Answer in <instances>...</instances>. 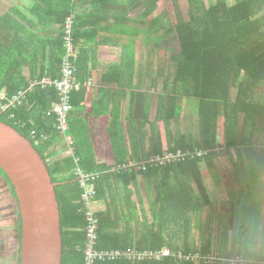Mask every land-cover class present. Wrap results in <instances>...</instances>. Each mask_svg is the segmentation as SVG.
<instances>
[{
    "label": "crops",
    "instance_id": "0c3cea01",
    "mask_svg": "<svg viewBox=\"0 0 264 264\" xmlns=\"http://www.w3.org/2000/svg\"><path fill=\"white\" fill-rule=\"evenodd\" d=\"M76 2V75L84 91L83 96H73L70 113L69 136L74 140L71 147L74 155L60 135L50 150V164L56 167L73 157L74 160L79 158L82 167L79 151L89 158L93 156L94 165L104 167L92 172H105L114 164L145 161L159 155V148L163 153L170 150L166 125L158 116L163 112L167 114L172 107L171 96L153 93L152 69L158 61L153 56V44L168 37L166 27L153 30L151 24V20L156 23L164 19L165 15L151 16L161 0ZM67 5L65 0H0V84L6 85L1 87L31 85L45 72V76H52L49 74L53 61L50 44L61 36L60 20L67 12ZM147 10L152 11L146 14ZM39 19L46 20L48 25H37ZM138 92L144 96H137ZM176 110L177 117L179 114L176 133H196L199 100L178 96ZM245 166H249V162L245 158L238 159L236 154L233 158L223 155L212 166H204L209 196L204 195L206 205L196 215L190 239L193 249L179 251L201 252L202 242L208 243L210 239L213 243L209 252L227 253L251 247L260 253L264 249V244L258 240L264 231V201L259 199L264 196V189L260 192L247 182ZM72 174L65 171L60 176ZM170 178L178 180L182 176ZM127 180L131 182L111 178L110 186L104 189L105 199L97 198L95 209L100 212L106 207L113 210L114 203L124 207L134 204L137 220L133 224L136 226L137 222L140 225L144 221L145 209L149 208L155 192L158 193L160 183L135 173L128 174ZM248 192L252 198L247 197ZM250 201L254 205L251 213L247 210ZM18 206L13 187L0 171V264L21 262L22 220ZM252 215H260V219L256 221ZM119 223L124 228V222ZM202 224L209 226L207 233L201 232ZM10 233L18 237L15 242L10 240ZM133 235L128 242L134 243L128 247L144 249L137 247L140 232Z\"/></svg>",
    "mask_w": 264,
    "mask_h": 264
},
{
    "label": "trees",
    "instance_id": "16d2710c",
    "mask_svg": "<svg viewBox=\"0 0 264 264\" xmlns=\"http://www.w3.org/2000/svg\"><path fill=\"white\" fill-rule=\"evenodd\" d=\"M66 2L67 12L65 11L60 20L62 27L66 17L70 13H76L77 2L65 0ZM188 6L187 20L180 19L176 25L166 26L167 34L175 35L180 50L172 51L167 74H161V88L157 81L159 76L155 77L153 72V93L159 90L158 96H171L169 102H172V107H169L167 114L163 112L158 116V120L164 121L166 125L169 149H201L209 152V155L141 173L148 178L157 179L156 182L162 184L158 185V193L155 192L149 208L145 209V219L140 222L142 228L138 222L136 226L133 224L137 220L134 204L124 207L114 203L113 210L106 207L98 212L100 248L128 247L134 243L128 240L133 234L140 232L137 244L139 248L163 249L168 246L173 251H191L193 248L190 246V239L197 221L196 215L206 205L204 195H208L204 166H212L215 160L223 155L233 158V154H236L238 159L243 161L245 158L249 162V166H245L249 184L256 183L260 179V173H264V89L261 88L264 86V0H188ZM152 10H147L146 14H150ZM37 25L47 26L48 23L39 19ZM50 47L53 61L49 74L56 78L60 76L64 55L62 31L59 40L50 44ZM45 73L39 78L47 75ZM243 85L248 87V92L245 99L241 100L239 91ZM1 86L6 85L0 84ZM29 86V83L23 86L7 85L11 93L27 89ZM234 88H237V96H234ZM83 91V86L74 91L72 101L73 96H83ZM137 96L144 94L138 92ZM178 96L199 100L196 133H176L175 127L179 120L176 110ZM57 100L58 91L55 87L35 86L29 90L24 106L16 111V120L0 115V121L12 126L29 139L45 160L56 185L60 204L64 242L63 264H84L86 219L79 210L82 191L74 175L75 160L71 157L63 163H58L56 167L50 164V150L60 134L55 127L56 117L49 116L47 112ZM17 121L26 126L18 125ZM33 129L40 135L48 133L52 137L46 142H37L31 137ZM220 130L223 141L219 138ZM157 136L160 142V135ZM161 153L163 152L159 148L157 154ZM77 154L81 157L80 164L86 171L104 169L94 165L93 156L89 158L79 151ZM0 171L3 173L1 169ZM65 171L73 174L70 177H61L60 174ZM180 175L182 178L178 180L170 178ZM127 176L128 174L103 175L97 183L98 200L105 199L104 189L110 186L111 178H123L129 184L131 181L127 180ZM249 177L253 178V183L249 181ZM246 195L252 198L249 197V192ZM121 221L125 224L124 228L120 226ZM201 228L203 233L210 230L209 226L203 224ZM212 243V239L208 243L202 242L203 245L199 249L202 253H210ZM219 254L228 259L242 254L245 258L264 261V249L258 253L250 247H241ZM98 264L196 263L167 257L161 261H106Z\"/></svg>",
    "mask_w": 264,
    "mask_h": 264
},
{
    "label": "built area",
    "instance_id": "2783aa9c",
    "mask_svg": "<svg viewBox=\"0 0 264 264\" xmlns=\"http://www.w3.org/2000/svg\"><path fill=\"white\" fill-rule=\"evenodd\" d=\"M73 3L76 0H72ZM75 22L76 15L70 13L62 27L64 55L62 57L60 76H44L35 79L29 88L11 93L7 87H0V115H6L9 119L16 120V111L24 106L29 90L35 86L55 87L58 91V100L53 102V106L48 112L49 116L56 117V129L64 138L72 154L74 149L71 148L74 140L69 136L70 131V113L73 109L72 93L80 89L81 84L77 79V49L75 45ZM18 125L25 127L21 121ZM31 137L37 142L48 141L51 136L46 133L39 134L35 129L31 131ZM209 155V152L201 149L183 151L166 150L164 153L149 157L145 161H132L127 163H118L112 165L105 172H88L79 166V158H75L76 168L74 175L82 191L80 201V212L85 215V250L84 264H98L106 261H161L167 257H175L179 260L195 263L218 264L219 262L228 261L229 264H264V261L246 259L242 254L235 258L228 259L219 256V253L210 252H189L173 251L169 247L163 249H138L135 247L127 248H109L99 247L100 239V217L95 209L97 199V183L103 175H120V174H141L154 168H164L171 164L185 163L189 160L200 159Z\"/></svg>",
    "mask_w": 264,
    "mask_h": 264
},
{
    "label": "water",
    "instance_id": "95a60500",
    "mask_svg": "<svg viewBox=\"0 0 264 264\" xmlns=\"http://www.w3.org/2000/svg\"><path fill=\"white\" fill-rule=\"evenodd\" d=\"M0 169L19 204L20 264H63L61 210L48 166L29 139L2 121Z\"/></svg>",
    "mask_w": 264,
    "mask_h": 264
},
{
    "label": "rangeland",
    "instance_id": "374dc122",
    "mask_svg": "<svg viewBox=\"0 0 264 264\" xmlns=\"http://www.w3.org/2000/svg\"><path fill=\"white\" fill-rule=\"evenodd\" d=\"M177 5H178V7H177ZM188 9H189L188 0H161L160 4L158 6V10L155 12H152L151 16H155L156 14H158L160 16H163V15H165V16H164V19L159 20V22H156V23L152 22V20H151V24L154 27L153 30L156 27L157 28L158 27L165 28L167 26V24L174 26L179 22L180 19L187 20L189 18V14H188L189 10ZM151 16H150V18H151ZM150 32H152V30ZM152 33L155 34L154 32H152ZM153 45L155 46V48H154L155 53L154 54L160 63H158V61H157L155 66L153 67L152 71L154 72L155 77L159 76V78H157V81H158V85L160 84V88H161V81L163 80L161 74H163V75L167 74V68L170 65V60H169L170 55H171L172 51H179L180 47H179L178 41H177L174 34L168 35V37H165L159 41H156V43H154ZM153 81H154V79H153ZM261 88L263 90L264 86H262ZM234 90H236L234 93V96H237V88L236 89L234 88ZM159 92H160L159 90L154 92V95L158 96ZM247 92H248V87L246 85H243V87L239 91V96H240L241 100L245 99V97L247 96ZM48 112H47V114H48ZM220 135H221V130H220ZM219 138H220V141L221 140L223 141L222 135ZM67 146H68V144H67ZM259 178L260 179H258L256 183H253L252 177H249V181L254 184V185L252 184V186H254L256 190L260 189V192H261L262 189H264V173H260ZM259 199H260V201H262V200L264 201V196H260ZM251 203H252V201H250L247 205V210L250 213H251V210H253V208H254V205H252ZM252 217L254 219H256V221H257V219H260V215H252ZM262 221L264 223V216L262 218ZM10 227H12V224H10ZM12 235H14V234L10 233V240L15 242L16 239H18V237H16V235H14V236H12ZM15 237H16V239H15ZM258 240H260L259 242H262L264 244V231H263V235L260 236V238H258ZM11 250H12V248H11ZM246 259H248V258H246ZM144 262H146V261H144Z\"/></svg>",
    "mask_w": 264,
    "mask_h": 264
}]
</instances>
